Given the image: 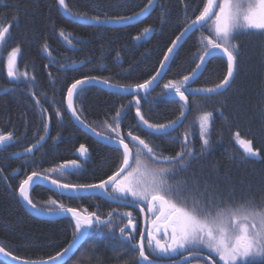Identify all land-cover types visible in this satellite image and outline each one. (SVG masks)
Returning <instances> with one entry per match:
<instances>
[{
  "label": "trees",
  "instance_id": "obj_1",
  "mask_svg": "<svg viewBox=\"0 0 264 264\" xmlns=\"http://www.w3.org/2000/svg\"><path fill=\"white\" fill-rule=\"evenodd\" d=\"M66 2L74 13L88 17L98 15L102 20L134 15L148 4V0ZM185 4L189 5L187 18ZM202 6L196 0H185L184 3L181 0H159L148 17L136 25L104 28L71 22L60 13L57 0H0V25L11 24L5 44L0 46V58L7 59L8 52L19 46L17 70L27 71L29 77H35V88H29V81L23 77L18 81L10 80L4 61L0 59V92L9 89L0 93V131L13 133V141L0 150V247L23 260L39 262L55 256L69 245L73 239L74 222L66 218L41 219L27 213L17 195L20 181L34 170L43 172L78 158L82 165L78 171L50 175L67 183L98 182L119 166L121 153L96 143L71 122L66 113L67 88L75 80L87 76L108 79L110 83L126 88L150 79L159 69L171 42L194 18L191 9ZM162 8L167 9L164 19L161 18ZM145 27L154 30L148 37L142 35ZM61 31L65 36L60 35ZM200 35L201 31H196L182 42L162 82L151 94L144 98L140 96L142 113L150 122H168L179 116L181 105L165 98L163 93L167 90L163 85L169 80H181L195 69L199 63L197 57L202 53V46L198 43ZM135 36H141V39L136 40ZM240 40L242 53L235 81L223 96H189L190 110L171 138L150 136L139 127L135 132L159 146L166 155H174L187 130L191 133L188 142L191 137L190 144L198 148L196 156L200 160L186 172L178 173L175 179L189 184L199 182L201 191L205 185L216 193L227 194L234 190V198L229 201L232 204L248 199L259 204L264 201V160H240V145L234 135L239 132L241 139L252 140L253 147L264 156V36L242 35ZM45 44L48 52L43 51ZM224 75L226 61L215 56L191 87H213ZM37 99L45 109L43 115L37 107ZM131 100V96H117L89 87L83 98L74 104L85 124L102 133L105 132L104 121H110L123 106L126 112L123 130L126 133L129 126L138 123L136 106ZM57 110L61 117L56 115ZM205 111L213 112V119L209 127L210 147L201 152L197 118ZM45 124L49 125V137L45 143L31 156L15 158L13 153L31 147L40 136H44ZM81 145L88 150L87 158L75 154ZM30 191V198L40 208L47 207L49 199H57L66 206L81 211L86 208L107 217L115 207L96 197H61L40 185ZM126 211L120 210V214ZM118 216L113 214L114 225L120 223ZM136 222L142 228L139 217ZM0 264L4 263L0 260ZM67 264H136V260L133 249L122 240L118 227H115L113 231L107 228L90 230ZM253 264H260V261Z\"/></svg>",
  "mask_w": 264,
  "mask_h": 264
},
{
  "label": "snow or ice",
  "instance_id": "obj_2",
  "mask_svg": "<svg viewBox=\"0 0 264 264\" xmlns=\"http://www.w3.org/2000/svg\"><path fill=\"white\" fill-rule=\"evenodd\" d=\"M185 0H181L184 3ZM202 3V8L191 9L193 17L160 62L155 75L143 83L120 88L121 92L131 91L134 94L135 116L138 123L129 126L125 133L123 122L126 112L121 106L111 120H105V132L95 128L89 130L102 141L115 147L121 153L119 166L98 182L67 183L53 178L50 174L59 172L72 174L82 165L78 158L61 163L58 167L45 169L43 172L32 171L18 186V195L22 201L35 212L49 216L70 215L74 221L72 242L55 256L49 258L48 264H67L65 259L90 234V230L107 228L113 231L118 227L120 236L133 249L136 264H253L259 260L264 264V201L257 204L252 199L232 204L234 190L230 193H216L204 186L201 191L199 182L189 184L187 181H177L178 173L187 171L191 161L197 159L196 150L188 143L191 134L183 133L180 149L174 155H164L150 140L142 138L135 132L139 127L146 130L150 136L163 137L175 131L180 126L181 118L189 109V96L203 95L208 98L223 96L235 81L242 53V35L264 36V0H196ZM156 0H148L147 6L134 15H121L115 18L101 19L100 16L88 17L85 14L74 13L66 0H57L59 9L66 18L76 23L132 24L138 23L155 7ZM189 5L185 4V17H188ZM161 18H166L167 9H161ZM198 12V14H196ZM11 24L0 25V46L5 44ZM154 30L145 27L142 35L148 37ZM201 31L198 43L202 53L197 57L199 63L190 75H184L181 80H169L163 87L167 95L178 98L181 111L176 119L168 122H150L142 113L139 93L147 95L163 77L164 69L175 56L179 43L196 32ZM207 32V35L204 34ZM65 36L64 31L60 32ZM67 39V37H65ZM140 40L141 36L135 37ZM71 44V40L68 41ZM48 52L47 44L43 47ZM19 46L14 47L7 55V75L10 80L18 81L21 77L28 80V87L35 88V77H29L27 71L17 70ZM220 54L226 57V75L213 87L192 88L191 84L203 73L210 57ZM95 85H104L116 89L119 86L111 84L108 79L97 76H87L77 79L67 88V111L71 117L83 127H88L77 112L74 101L83 98L84 92ZM33 99L35 93L33 92ZM40 114L45 109L36 100ZM56 115L61 117L57 110ZM213 112L205 111L198 116L199 134L202 140L201 152L210 147L209 127ZM48 126L44 125L47 133ZM234 139L243 149L246 157H257L264 160L259 150L253 147L250 139H241L236 132ZM40 136L39 141H44ZM13 141V133L0 131V150ZM41 146L39 142L24 149V153H32L34 148ZM80 157L87 158V148L81 145L77 150ZM15 155H21L16 153ZM19 171V170H17ZM44 182L54 188L61 197L69 199L80 198L84 195L104 197L118 206L129 209L139 208L140 213L151 214L148 228H140L133 218V211L119 214L118 225L113 224L115 209L107 217H102L95 211L78 210L66 206L57 199H49L47 207L40 208L30 198V189ZM126 220V222H124ZM0 254L9 257L14 264H29L27 260L6 251L0 247ZM35 264V262H33Z\"/></svg>",
  "mask_w": 264,
  "mask_h": 264
},
{
  "label": "water",
  "instance_id": "obj_3",
  "mask_svg": "<svg viewBox=\"0 0 264 264\" xmlns=\"http://www.w3.org/2000/svg\"><path fill=\"white\" fill-rule=\"evenodd\" d=\"M158 1L159 0H156V3H155V7H156V5L158 4ZM154 7V8H155ZM58 8H59V6H58ZM153 8V9H154ZM152 9V10H153ZM152 10H151V12H152ZM59 11H60V13L62 14V15H64L63 14V12L59 9ZM150 12V13H151ZM149 15V14H148ZM148 15L146 16V17H148ZM65 16V15H64ZM145 17V18H146ZM66 18V17H65ZM145 18H143V19H145ZM68 20H70L69 18H67ZM142 19V20H143ZM141 20V21H142ZM71 21V20H70ZM72 22V21H71ZM76 23V22H75ZM77 24H80V25H88V26H92V27H94V26H96V27H110V28H125V27H127V26H131V25H136L137 23H132V24H112V23H110V24H104V25H95V24H92L91 22H89V23H87V24H85V23H77ZM190 35H192V34H190ZM190 35H188L185 39H187ZM184 39V40H185ZM175 40V39H174ZM173 40V41H174ZM172 41V42H173ZM171 42V43H172ZM172 45V44H171ZM182 45V43H179V47ZM171 47V46H170ZM178 47V48H179ZM178 48L176 49V51L178 50ZM166 53H167V51H166ZM165 53V54H166ZM216 56H221L220 54H217ZM222 57V56H221ZM211 58H214V57H210V58H207L208 59V61L211 59ZM224 59H225V61H226V57H223ZM163 60V59H162ZM170 64V63H169ZM208 64V63H207ZM169 67V66H168ZM206 67V66H205ZM168 69V68H167ZM167 69H164L163 71H164V73H166V71H167ZM158 70H160V69H158ZM204 70H205V68H204ZM203 70V71H204ZM155 75V74H154ZM165 75V74H164ZM164 75H163V77L162 78H160V80H159V83L157 84V85H155L154 87H153V89L151 90V91H153L155 88H157V86L162 82V79L164 78ZM202 75V74H201ZM200 75V76H201ZM199 76V77H200ZM197 80V79H196ZM193 84V83H192ZM91 87H95V88H100V89H102V90H104V91H106V92H110V93H112V94H114V95H117V96H119V95H122V96H134V94L129 90V91H124V92H121L119 89L120 88H123V87H118V88H116V89H113V88H108V87H105L104 85H95V86H91ZM8 90H5V91H3V92H7ZM151 91L149 92V93H151ZM148 93V94H149ZM143 95V96H145V93L143 92V91H141L140 93H139V95ZM195 96H203V95H195ZM194 96V97H195ZM167 98L169 99V100H177L178 101V98H175V99H173V98H171V97H169V96H167ZM134 101V100H133ZM65 102H66V109H67V96H66V99H65ZM66 112L68 113V115H69V117H70V119H71V122L76 126V127H78L84 134H86V135H89L96 143H100V144H102V145H104V146H107V147H112V148H115V147H113V146H111V145H109L107 142H104V141H102L99 137H96L89 129H90V127L88 126L87 128L86 127H83L79 122H77L74 118H72L71 117V114H70V112H68L67 110H66ZM187 113H188V111L186 112V115H187ZM185 115V116H186ZM184 118L185 117H183V118H181V123L184 121ZM138 119V118H137ZM181 123H180V125H181ZM146 131V130H145ZM45 137H48L47 136V134L45 135ZM42 142L43 141H39V144L40 145H42ZM38 143V142H37ZM37 143H35V144H37ZM40 146H38V148H39ZM37 148H34L33 149V152H34V150H36ZM116 149V148H115ZM242 149V148H241ZM243 150V149H242ZM33 152L32 153H28V154H26V153H24V151L23 152H20V154L21 155H15L14 154V156L15 157H23L24 155H32L33 154ZM38 184H40L42 187H44L45 189H49L50 188V186L48 185V184H46V183H44V182H39ZM52 190L56 193V194H58V191L57 190H55L54 188H52ZM66 197V196H65ZM82 197H87V198H91V196H88V195H84V196H82ZM96 198H100V199H104V200H106L107 202H110L108 199H106V198H104V197H96ZM18 199H19V202H21V203H24L23 201H22V199L19 197V195H18ZM110 203H112V202H110ZM113 204V203H112ZM138 210L139 211V208H134V210ZM26 211L28 212V213H30L31 215H33V216H35L36 218L37 217H39V218H41V219H50V220H55V219H59V218H67V219H71V217H70V215H65V216H49V215H44V214H40V213H37V212H35L33 209H31L30 207H28L27 205H26ZM140 212V211H139ZM115 213H117V211L115 210ZM142 214V217H143V224H144V226H143V228H147V227H149V225L147 224V218H146V215H145V213H141ZM72 220V219H71ZM73 221V220H72ZM74 222V221H73ZM84 240H82L81 242H80V244L68 255V256H66L65 257V259H66V261H69V260H71V258L75 255V253L79 250V248L82 246V242H83ZM71 242H72V240H71ZM70 242V243H71ZM69 243V244H70ZM62 251V250H61ZM60 251V252H61ZM0 260L4 263V264H14V262H12L11 260H10V258L9 257H5V256H3V254H0ZM21 260H23V259H21ZM29 261V264H33V262H35V261H30V260H28ZM48 261H49V259H45V260H39V262H35V264H48Z\"/></svg>",
  "mask_w": 264,
  "mask_h": 264
},
{
  "label": "flooded vegetation",
  "instance_id": "obj_4",
  "mask_svg": "<svg viewBox=\"0 0 264 264\" xmlns=\"http://www.w3.org/2000/svg\"><path fill=\"white\" fill-rule=\"evenodd\" d=\"M166 98V97H165ZM167 99V98H166ZM172 135V133H170L169 135H167V136H163V137H168V138H171L170 136ZM189 140H190V142H191V137L189 138ZM190 142H188L189 143V145L193 148V145H191L190 144ZM157 148H158V150L159 151H162L160 148H159V146H157ZM240 148V146L238 147V149ZM194 150H198V148L196 149V148H193ZM240 150V149H239ZM208 151V150H207ZM163 152V151H162ZM241 152V151H240ZM163 154L164 155H166V152H163ZM80 157V156H79ZM80 158H83V157H80ZM198 160H200V157H198L197 159H194V160H192L191 161V165L192 164H194V163H197L198 162ZM240 160H243V161H255V162H259L261 159L260 158H257V157H246L242 152H241V159ZM186 172V171H185ZM115 208V207H114ZM116 208H118L119 210H121V211H123L124 209H126V210H131V211H133V218L137 221L138 220V217H139V219H141L142 220V223H143V219H142V215L140 214V212H138V211H136V210H133V209H129V208H127V207H122V206H118V205H116ZM150 217H151V214H146V218H147V221H148V219H150Z\"/></svg>",
  "mask_w": 264,
  "mask_h": 264
},
{
  "label": "bare ground",
  "instance_id": "obj_5",
  "mask_svg": "<svg viewBox=\"0 0 264 264\" xmlns=\"http://www.w3.org/2000/svg\"><path fill=\"white\" fill-rule=\"evenodd\" d=\"M139 8H140V6H139ZM136 37V36H135ZM152 75V74H151ZM119 86V85H118ZM120 87H122V86H120ZM123 88H126V87H123ZM127 100V99H126ZM47 134V136H48V133H45L44 134V136ZM49 137V136H48ZM48 137H45V140L42 142V145L45 143V141L48 139ZM41 145V146H42ZM78 145V144H77ZM107 147V146H106ZM73 182V181H72ZM38 185H40V184H38ZM41 186V185H40ZM49 190V189H48ZM51 191H53V190H51ZM54 192V191H53ZM55 193V192H54ZM97 203V202H96ZM22 204V207L24 208V210L26 211V204L25 203H21ZM98 207V206H97ZM107 207V206H106ZM123 207V206H122ZM28 213V212H27Z\"/></svg>",
  "mask_w": 264,
  "mask_h": 264
},
{
  "label": "rangeland",
  "instance_id": "obj_6",
  "mask_svg": "<svg viewBox=\"0 0 264 264\" xmlns=\"http://www.w3.org/2000/svg\"><path fill=\"white\" fill-rule=\"evenodd\" d=\"M6 67H7V65H6ZM0 93H4V92H0ZM194 264H195V262H194Z\"/></svg>",
  "mask_w": 264,
  "mask_h": 264
}]
</instances>
